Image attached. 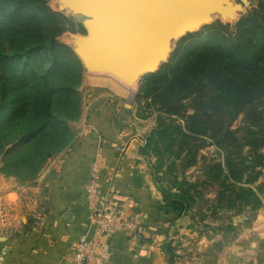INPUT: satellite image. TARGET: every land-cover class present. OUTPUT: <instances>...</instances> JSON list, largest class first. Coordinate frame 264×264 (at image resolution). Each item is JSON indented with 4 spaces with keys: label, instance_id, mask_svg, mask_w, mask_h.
Segmentation results:
<instances>
[{
    "label": "trees",
    "instance_id": "1",
    "mask_svg": "<svg viewBox=\"0 0 264 264\" xmlns=\"http://www.w3.org/2000/svg\"><path fill=\"white\" fill-rule=\"evenodd\" d=\"M66 32L84 31L81 24L52 10L46 0H0V175L4 177L32 181L72 142L68 124L80 114L77 87L84 68L71 47L58 41ZM205 32V45L143 76L135 100L137 111L142 104L156 109L154 128L145 137L141 154L148 159L162 197L158 210L169 223L190 215L191 228L196 226L198 236L210 243L200 253L203 263L215 264L242 224L250 221L236 224L233 217L245 210L255 213L261 206L263 190L256 181L264 168V153H259L264 149V109L255 103L264 100V0H257L236 23L217 22L206 26ZM240 113L244 126L232 130L230 124ZM207 139L218 147L221 158L207 181L215 186L214 197L204 195L198 181L186 176L163 186L157 166L149 161L150 149L158 142L166 149L176 147L173 160L180 162L183 172L198 164ZM244 147L249 148L251 162ZM162 248L169 264H175L173 242L167 240Z\"/></svg>",
    "mask_w": 264,
    "mask_h": 264
},
{
    "label": "crops",
    "instance_id": "2",
    "mask_svg": "<svg viewBox=\"0 0 264 264\" xmlns=\"http://www.w3.org/2000/svg\"><path fill=\"white\" fill-rule=\"evenodd\" d=\"M250 4L222 2V20H237ZM87 86L95 92L82 101L78 118L68 124L70 145L50 158L32 181L0 175V264H72V244L92 231L85 184L95 158L99 201L135 227L132 233L117 230L111 236L108 259L101 264H169L162 248L167 240L173 245L177 238L209 244L197 235L196 226L191 228L190 215L169 223L158 210L162 197L141 154L145 120L136 115L137 105L125 108L139 88L107 74L86 72L81 88ZM36 215L45 219L41 232L33 228ZM218 264H264V205L252 225L222 249Z\"/></svg>",
    "mask_w": 264,
    "mask_h": 264
},
{
    "label": "water",
    "instance_id": "3",
    "mask_svg": "<svg viewBox=\"0 0 264 264\" xmlns=\"http://www.w3.org/2000/svg\"><path fill=\"white\" fill-rule=\"evenodd\" d=\"M222 2L226 0L85 1L82 11L91 19L74 52L86 71L133 86L155 73L171 43L207 15L224 18Z\"/></svg>",
    "mask_w": 264,
    "mask_h": 264
},
{
    "label": "rangeland",
    "instance_id": "4",
    "mask_svg": "<svg viewBox=\"0 0 264 264\" xmlns=\"http://www.w3.org/2000/svg\"><path fill=\"white\" fill-rule=\"evenodd\" d=\"M85 1L86 2H94L96 0H46L48 6L52 10L63 13L66 17H68L72 21H74V23H76V25L81 24L83 31H84L83 33L66 32L58 38V41L60 43L66 44L69 47H71L73 52L77 46V43L86 37L85 28H86V26L89 25V22L91 19L89 16L85 15L82 11L83 5L81 3H84ZM256 1L257 0H251V4L248 6V8L245 9V11L241 12V14L237 18V20H233L231 22L224 21V20H222L223 18H220L218 16L210 15L208 17V15H207L205 17V20L203 22H201L196 28H194L193 31L186 32L181 38H179L178 40L171 43L170 47L168 48V50L164 56V59L159 63L160 64L159 68L163 64L173 65L175 63L176 59H181L182 57L185 58L187 55L192 53V51H194L195 49L205 45V43L208 42V41H206L207 38L204 37V34L206 33L205 32L206 26H210V25L215 24L217 22H221L223 24H225V23L234 24L243 15L248 13L251 10V8H253L256 5ZM77 6H80V7L77 8ZM159 68H158V70H159ZM86 72H87V74H90V75L94 74V73L88 72L84 69L83 77L81 79L79 86L77 87V94H78L79 99H80V106H81L82 101H84V100L87 101V100H89V97H93L94 92H95L94 91L95 88H93L91 86L81 88L82 81L84 79V74ZM139 86H140V83H136V84H134L133 88H139ZM125 104L132 106V104L137 105L138 102L135 100V98H134V100H132V97H131L130 102H125ZM255 105L258 106L259 109L263 110L264 109V100H260V101L256 102ZM141 107H140L141 108L140 111L136 112V115L140 119L145 120L144 124L142 125V129H143V132H145L144 136L146 137V136H148L149 132L154 128V125H152V122L155 124V116H156L155 110L156 109L154 106L148 107V106H145L144 104H142ZM203 107L205 108V107H209V106H208V104H203ZM191 112H192V110L188 111V113H191ZM178 123L182 124L180 121H178ZM243 126H244V115H243V113H240L231 122L230 128L232 130H236L237 128H240V127L242 129ZM241 133H242V131H239L237 133V136L241 137L240 136ZM243 141H244V138H242L241 140H237L236 141L237 146L239 145L240 142H243ZM207 142L209 143V145H207L204 149H202L201 150L202 152L200 151V153L198 155V158H199L198 161L200 162V164H197L195 167H192L190 169H186L183 172H181V170H180V168H181L180 162L173 160V158H174L173 152H175V149H177L176 147H173L171 149H166V146L159 143V142L155 146H153L149 152V156H150L149 161L151 164L157 166V168H158L157 172L159 173L158 178H159L161 184L165 187H168V186L172 185L174 183V181L176 182V180H179L182 176H186V178L188 180H191L193 178L194 181H196V182L198 181L199 190L202 193H204V195L209 194L210 195L209 198H211V196H213V194L215 193V186L209 185L207 181H211V179L214 176L212 166L214 164H217L216 161L218 158V152L216 150L217 146L213 142L211 143L209 139H207ZM248 150H249L248 147L243 148V152L245 153L244 156H246V160L248 162H251L252 158L250 156H249L250 159L247 158L248 157ZM259 153L263 154L264 149H261L259 151ZM218 159H221V158H218ZM257 170H259V168ZM260 170L262 171V174L260 175V177L256 181V185H261L260 187L263 190V195H261V206L258 210H256L255 213L252 211H246L245 210V211L239 213V216L233 217L232 220L236 224L242 223V221H244L247 218L250 219L249 223L242 224L243 228L240 229V232L237 235V237L240 235V233L242 231L248 229L252 225L253 221L257 217L258 212L260 211V209H262V207L264 205V168H260ZM204 208H209V207L207 204H205ZM218 225H219V223H217V226ZM197 230L200 231L201 229L197 228ZM211 234H213V233H210V235ZM214 238L219 239V236L216 235V236H214ZM209 244H205V243H199L198 244V242L187 243V242H185L183 240L181 241L179 238H177L176 243H175V248H176L175 264H204L203 263L204 257L201 256L200 253L204 249H206ZM219 254L217 256V260H216L215 264H218Z\"/></svg>",
    "mask_w": 264,
    "mask_h": 264
},
{
    "label": "built area",
    "instance_id": "5",
    "mask_svg": "<svg viewBox=\"0 0 264 264\" xmlns=\"http://www.w3.org/2000/svg\"><path fill=\"white\" fill-rule=\"evenodd\" d=\"M99 170V159L95 158L85 184L89 224L92 231L88 234H82L72 244V264H93L94 262L101 264L108 259L111 236L117 230L132 233L135 229L131 222H125L112 215L108 203L104 204V201H99ZM0 214L3 215L1 209ZM44 224L45 219L42 215L34 217L33 228L36 231L41 232ZM3 255L4 253H1L0 261Z\"/></svg>",
    "mask_w": 264,
    "mask_h": 264
}]
</instances>
